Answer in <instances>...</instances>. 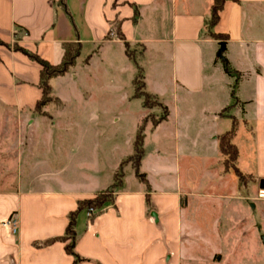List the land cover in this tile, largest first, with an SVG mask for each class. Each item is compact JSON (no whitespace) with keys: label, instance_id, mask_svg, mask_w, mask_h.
I'll return each mask as SVG.
<instances>
[{"label":"crops","instance_id":"crops-1","mask_svg":"<svg viewBox=\"0 0 264 264\" xmlns=\"http://www.w3.org/2000/svg\"><path fill=\"white\" fill-rule=\"evenodd\" d=\"M212 3L213 0H0V104L4 106L32 110L42 97L41 65L15 50L16 44L51 64L63 60L65 43L81 44L75 65L50 81L54 95L63 104L55 83L79 76L78 82L83 85L93 65L111 83H115V75L134 67L142 73L154 67L160 81L169 70L170 84L178 95L203 92L209 86L217 88L220 84L213 79L216 70L226 77L221 84L231 99L212 121L217 128L211 133L216 154L194 144L182 153L176 146L179 166L181 158L211 163L207 176L185 181L181 176L170 179L169 170L160 164L154 177L143 172L146 181L136 176V180L127 182L125 175L122 186L115 191L114 203L105 205L93 221L86 210L79 214L75 251L85 259L80 264H181L187 258L184 231L189 220L193 221V204L200 197H227V193L213 195L210 191L228 187V173L219 170L218 137L232 127L233 118L229 116H235L237 121L233 138L239 150L237 166L253 175L254 185L262 189L264 0L226 1L214 26V32L229 36L223 56L237 76L227 73L218 60L223 41L207 32ZM125 42L134 50L141 48L138 57L128 56ZM80 61L82 65L78 66ZM143 77L146 90V76ZM149 93L159 100L158 95ZM234 101L231 115L220 116ZM64 154L57 151L52 155L51 149L47 155L50 163L59 164L61 170L50 175L19 176L16 190L0 191V264H72L74 256L67 253L64 242L47 246L35 243L64 235L69 215L78 208L79 201L111 188L116 170L128 157L107 174L108 179L105 171L96 168L94 177L85 173L74 181L66 177L72 160ZM21 155L22 152L19 162ZM18 170L21 171L20 164ZM83 212L85 219L81 218ZM13 214L19 220L15 234L3 225Z\"/></svg>","mask_w":264,"mask_h":264},{"label":"rangeland","instance_id":"rangeland-1","mask_svg":"<svg viewBox=\"0 0 264 264\" xmlns=\"http://www.w3.org/2000/svg\"><path fill=\"white\" fill-rule=\"evenodd\" d=\"M114 33L121 38L116 30ZM140 50L129 46L133 57H138ZM86 56L87 52L81 60ZM218 60L223 64L221 57ZM81 65L80 61L78 66ZM230 68L234 72L233 66ZM90 74L83 85L78 82L79 76L72 77V81L68 77L55 83L64 104L57 96V101L32 110L0 104V191L16 190L19 176L50 175L61 170L59 164H52L47 158L51 149L52 155L58 151L71 157L67 178L78 181L85 173L94 177L97 168L105 171V179H108L107 174L117 168L123 158L134 153L136 135L143 122L145 154L140 166L142 173L154 177L155 168L160 164L169 170L167 176L170 179L181 176L185 181L207 176L211 163L181 158L179 166L176 146L182 153L194 144L216 154L211 140V133L217 130L212 122L213 116L231 99L222 86L226 78L222 71L216 70L213 75L220 84L217 88L209 86L203 92L178 95L170 84L172 73L169 70L160 81L154 67L148 68L147 73H143L146 90L158 95L160 100L152 97L149 108L144 107L143 97L133 98V79L139 74L136 67L128 69L125 74L115 75L112 80L115 83H111L97 65L91 67ZM160 102L170 110V116L168 121L153 130V120L164 115ZM235 105L234 101V105L227 107L220 116L231 115ZM229 117L235 119V116ZM20 152L22 158L19 162ZM220 162V172L228 173V187L210 193H227V197H200L199 205L193 204L194 218L189 220L184 231L187 258L181 264H264V199L259 197V189L254 185L256 180L237 166L241 171L239 176L235 163H226L223 154ZM121 164L115 175L122 168V181L125 175L127 182L136 180L132 163L124 159ZM187 205L188 201L184 206ZM197 207L201 208V213ZM81 218H86L85 212ZM189 238L192 241H188Z\"/></svg>","mask_w":264,"mask_h":264},{"label":"trees","instance_id":"trees-1","mask_svg":"<svg viewBox=\"0 0 264 264\" xmlns=\"http://www.w3.org/2000/svg\"><path fill=\"white\" fill-rule=\"evenodd\" d=\"M65 0H62L64 2ZM228 0H213L211 10H210V18L207 21V32L208 34L215 38L219 39L223 42H225L227 39H229V36L227 34H221L214 32V26L218 23L220 19V12L222 11L224 4ZM231 1H238V0H231ZM122 38V35H121ZM0 44L2 42L0 41ZM125 47L128 56L133 57L129 53V43L125 42ZM13 48L17 51H21L24 54H26L30 59L37 61L41 65V73H40V83L39 86L42 89V97L38 101L36 107L40 108L44 105H46L48 102L51 101H57L58 98L53 93V88L50 83L52 78L63 76L65 75L72 66L75 65L77 58L80 56L81 53V44L79 42H68L64 44V57L63 60L58 64H51L44 58H42L39 54L30 52L27 49L20 47L19 45H14ZM225 49V48H224ZM224 52V51H223ZM223 59V65L224 69L227 73L233 74L234 72L231 70L227 59L224 56L219 55ZM135 97H143L144 98V107L149 108L150 105V99L154 97V99H157L156 96H153L149 92L145 90V82L142 70H139V74L137 75L135 81ZM233 96L235 97V87L232 91ZM164 108V115L159 117L158 119L153 120V126H158L161 122L165 121L168 118L169 111L166 106H163ZM236 127H237V121L233 118V124L232 127L221 134L218 137L219 141V149L221 154L225 157V162L229 163L232 162L235 163L236 172L239 176H241V171L237 167V159L239 156V150L237 146L233 142V138L236 134ZM144 130H145V123L140 126L138 133L136 135L135 143H134V153L126 158V161L132 163V168L135 170L136 176L142 180L146 181V176L144 173L140 172V165L142 158L144 156ZM124 163L121 164V167ZM122 168H120L119 172L115 175V181L114 186L112 189L107 191H102L98 193L96 196L88 199L80 200L78 203V208L75 211H72L69 215V224L67 226L66 233L62 236H57L53 238H49L43 242H36L35 244L38 246H47L50 244H53L57 241L64 242L65 249L68 254H71L74 256V261L72 264H80L85 259L82 258L79 254L76 253L75 247L77 242V219L79 214L86 210L87 212L90 209L95 210L96 212L92 213L89 217L91 221H93L96 217V215L102 210V208L105 205L114 203L115 201V189L122 186ZM148 205H150V198L148 196L147 198Z\"/></svg>","mask_w":264,"mask_h":264},{"label":"built area","instance_id":"built-area-1","mask_svg":"<svg viewBox=\"0 0 264 264\" xmlns=\"http://www.w3.org/2000/svg\"><path fill=\"white\" fill-rule=\"evenodd\" d=\"M259 197L264 199V188L259 190ZM94 212H96V211L93 209H90L87 212L88 217H90V215ZM3 225L7 227L9 233L15 234L19 228V220H18L17 216L15 214H13L6 222H3Z\"/></svg>","mask_w":264,"mask_h":264},{"label":"water","instance_id":"water-1","mask_svg":"<svg viewBox=\"0 0 264 264\" xmlns=\"http://www.w3.org/2000/svg\"><path fill=\"white\" fill-rule=\"evenodd\" d=\"M224 48H225V42H221V49L219 51V55L223 56ZM261 187L264 188V185L262 182H261Z\"/></svg>","mask_w":264,"mask_h":264}]
</instances>
